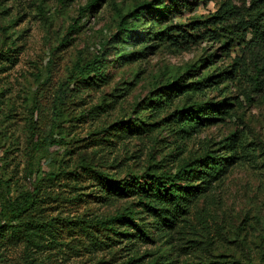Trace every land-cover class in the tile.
<instances>
[{
	"label": "rangeland",
	"instance_id": "1",
	"mask_svg": "<svg viewBox=\"0 0 264 264\" xmlns=\"http://www.w3.org/2000/svg\"><path fill=\"white\" fill-rule=\"evenodd\" d=\"M139 1L102 0L84 14L89 0H0V186L10 191V197L22 191L34 194L29 219L39 225L19 232L0 222V264L126 261L129 246H116L111 255L102 246L93 247L90 237L73 227L77 221L107 217L125 208L138 210L134 199L106 194L96 173L121 184L145 170L172 169L182 159L217 149L234 131V163L171 230V254L178 264H264V48L242 46L249 36L246 42H233L235 36L228 35V48L234 46L227 52L219 43L208 47L205 42L188 50L161 47L143 57L118 60L111 43L118 15ZM223 1L241 11L250 3L186 0L172 21L185 22L193 15L204 19ZM102 52L106 78L77 90L69 86L74 64ZM205 53L222 59L218 65L236 64L228 90L234 98L233 115L201 128L172 153L176 143L162 128V120L184 98L172 97L153 115L143 104ZM59 93L64 98L57 107ZM216 95L208 91L206 99H220ZM131 120L151 124L152 131L131 130L121 139L107 136ZM45 138L50 145L31 156V147ZM31 239L39 244L33 245ZM137 249L140 256L155 246ZM147 259L143 256L138 264Z\"/></svg>",
	"mask_w": 264,
	"mask_h": 264
},
{
	"label": "trees",
	"instance_id": "2",
	"mask_svg": "<svg viewBox=\"0 0 264 264\" xmlns=\"http://www.w3.org/2000/svg\"><path fill=\"white\" fill-rule=\"evenodd\" d=\"M99 1L102 0H89L83 9L84 14L91 12ZM186 5V0H141L125 13H119L116 35L111 41L116 59L143 57L147 52L161 47L188 50L205 42L209 44L208 47L219 43L220 48L227 52L234 46L231 44L228 48L232 35L235 36L233 42L236 39L244 42L246 36H249L248 43L245 41L242 45L244 47L258 45L264 48V0H250L246 11L223 1L211 16L204 19L193 15L185 22H173V14H181ZM76 26L77 24L71 25L69 28L74 30ZM234 28L237 29L236 34L233 32ZM109 44L110 41L106 42L103 48ZM103 52L87 61H77L68 76V85L77 90L102 82L106 78L103 73L106 66ZM133 54L136 55L132 57ZM222 56L226 57V54ZM216 58L214 53H205L202 58L187 65L181 74L168 80L166 86L148 96L143 104L150 115H153L172 97L184 98L183 103L162 120V128L168 131L176 143L172 153L178 148L179 142L190 139L201 128L217 121H225L233 115V104L230 101L234 98L229 97L228 90L237 73L236 64L218 65L222 59L216 61ZM208 91L216 92V98L220 99H206ZM63 98L64 94H57V107L62 104ZM245 98L249 100L247 95ZM137 120L120 124L106 134L108 137L117 136L121 139L131 130L134 134L152 131L151 124ZM235 135L236 131L229 133L221 140L217 149L207 148L196 157L182 159L172 169L145 170L139 175H132L121 184L111 181L102 173H96L106 194L130 197L136 201L138 210L125 208L122 212L107 217L77 221L73 227L89 236L93 247L102 246L110 250L111 255L116 254V246H129V259L119 264H138L143 256L149 258L144 264H178L171 254V230L183 221L194 203L203 198L234 163ZM45 145H50L46 138L43 143H35L31 147V156ZM39 172V169L34 172L36 177ZM5 190L0 186V222H4L5 227L11 230L19 228V232L21 228L39 227L29 219L34 194L22 191L15 197H10V191ZM0 228L3 226L0 225ZM31 240L33 245L39 244L38 241ZM145 245L155 246V249L138 256L137 246ZM198 264L206 262L199 261Z\"/></svg>",
	"mask_w": 264,
	"mask_h": 264
}]
</instances>
